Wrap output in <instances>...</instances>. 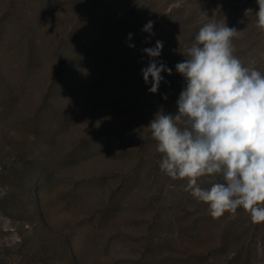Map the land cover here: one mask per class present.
<instances>
[{"label": "rangeland", "instance_id": "rangeland-1", "mask_svg": "<svg viewBox=\"0 0 264 264\" xmlns=\"http://www.w3.org/2000/svg\"><path fill=\"white\" fill-rule=\"evenodd\" d=\"M258 10L257 0H0V264H264V222L242 207L212 218L186 179L161 171L147 127L178 114L186 81L175 65L208 22L236 28L235 55L264 73ZM149 21L154 34L142 31ZM156 41L151 58L143 49ZM153 59L172 69L155 94L141 71Z\"/></svg>", "mask_w": 264, "mask_h": 264}, {"label": "clouds", "instance_id": "clouds-1", "mask_svg": "<svg viewBox=\"0 0 264 264\" xmlns=\"http://www.w3.org/2000/svg\"><path fill=\"white\" fill-rule=\"evenodd\" d=\"M256 26L264 33V0H257ZM154 22L142 31L152 33ZM239 31L212 21L199 28L175 65L186 81L177 101L178 114L158 112L147 126L163 155L159 167L184 191L208 206L212 218L235 214L242 207L253 223L264 222V73L235 55ZM132 34H128L131 40ZM129 47H134L130 44ZM162 41L143 51L159 57ZM143 79L157 93L172 69L155 60L142 69ZM167 99V97H164ZM207 178L209 187L201 186Z\"/></svg>", "mask_w": 264, "mask_h": 264}]
</instances>
